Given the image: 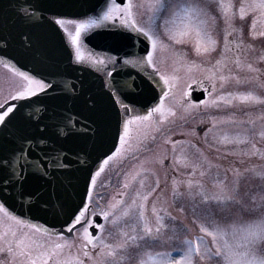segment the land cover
Returning <instances> with one entry per match:
<instances>
[{
  "label": "snow or ice",
  "instance_id": "1",
  "mask_svg": "<svg viewBox=\"0 0 264 264\" xmlns=\"http://www.w3.org/2000/svg\"><path fill=\"white\" fill-rule=\"evenodd\" d=\"M24 6L0 8V264H264V0ZM127 65L159 78L141 99Z\"/></svg>",
  "mask_w": 264,
  "mask_h": 264
},
{
  "label": "rangeland",
  "instance_id": "2",
  "mask_svg": "<svg viewBox=\"0 0 264 264\" xmlns=\"http://www.w3.org/2000/svg\"><path fill=\"white\" fill-rule=\"evenodd\" d=\"M258 27H264V20H261L260 17H257ZM256 53H253L255 55ZM193 75L199 76V73H194ZM13 80V73L0 67V89H3V92H0V102L3 100V95L6 94L8 84ZM144 111V110H140ZM257 129L260 127V122L256 124ZM114 190V189H113ZM112 189L109 190V195L111 194Z\"/></svg>",
  "mask_w": 264,
  "mask_h": 264
},
{
  "label": "water",
  "instance_id": "3",
  "mask_svg": "<svg viewBox=\"0 0 264 264\" xmlns=\"http://www.w3.org/2000/svg\"><path fill=\"white\" fill-rule=\"evenodd\" d=\"M0 2H1V0H0ZM37 12H39V9H37L36 10ZM20 14H21V12H20ZM37 19H38V17H37ZM0 46H3L2 44H0ZM146 81V80H145ZM143 84H144V81H143ZM146 84L148 85V82L146 81ZM137 88H139V86H137ZM197 94H198V92H197ZM195 94H194V98H195ZM201 98H203V97H201ZM130 99L131 100H137V99H141L140 98V94H130Z\"/></svg>",
  "mask_w": 264,
  "mask_h": 264
},
{
  "label": "flooded vegetation",
  "instance_id": "4",
  "mask_svg": "<svg viewBox=\"0 0 264 264\" xmlns=\"http://www.w3.org/2000/svg\"><path fill=\"white\" fill-rule=\"evenodd\" d=\"M127 66H130V65H127ZM138 68H142V67H138ZM143 69V68H142Z\"/></svg>",
  "mask_w": 264,
  "mask_h": 264
}]
</instances>
